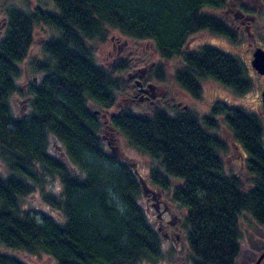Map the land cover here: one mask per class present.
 I'll return each instance as SVG.
<instances>
[{"label":"trees","instance_id":"trees-1","mask_svg":"<svg viewBox=\"0 0 264 264\" xmlns=\"http://www.w3.org/2000/svg\"><path fill=\"white\" fill-rule=\"evenodd\" d=\"M52 1L55 11L6 10L0 39V157L8 173L0 175V244L45 253L55 264L161 260L156 214L146 201L152 192L142 193L134 162L107 152L101 131L109 130L156 161L149 180L137 171L155 191L153 199L169 189V201L183 209L189 264H237L240 215L247 212L264 224V145L258 115L224 104H214L202 123L187 109L174 115L155 110L148 117L127 109L110 112L127 89L118 74L129 68L131 58L119 54L102 63L96 57L116 34L130 45L149 42L163 60L178 57L183 66L175 78L195 98L201 97L203 79L244 92L251 83L237 57L210 44L187 48L190 37L204 30L237 40L233 26L207 11L226 7L228 0ZM37 23L57 34L42 42L43 59L34 63L40 77L28 87L29 112L16 114L11 98L20 91L21 63ZM155 67L161 79L163 66L155 62ZM105 111L110 112L106 123L100 116ZM215 115L222 116L234 142L248 153V188L225 170L219 153L224 143L205 130L214 127ZM52 139L59 143L57 154L51 150ZM170 176L181 182L171 187ZM49 180L58 185L54 191L45 188ZM35 190L60 218L45 212L37 216L21 207L20 199ZM242 258L243 264H253ZM0 264L29 263L0 251Z\"/></svg>","mask_w":264,"mask_h":264},{"label":"rangeland","instance_id":"rangeland-1","mask_svg":"<svg viewBox=\"0 0 264 264\" xmlns=\"http://www.w3.org/2000/svg\"><path fill=\"white\" fill-rule=\"evenodd\" d=\"M231 1H245L247 5L251 7V12L256 15V20L252 22V25H258L260 29L256 33L255 39H253L251 36H247L245 32L239 31L237 40L232 41L224 35L204 30L199 31L190 37L187 48L195 50L204 44H210L237 57L244 67L245 76L251 83L250 88L244 92L234 91L214 80L203 79V81H201V97L195 98L191 96L180 85V83H178V81H176L175 72L183 66V62L178 59V57L163 60L156 53L149 42L143 41L134 45H130L128 43H124L125 40L122 37L116 36V34H112L108 40V43H106L100 51L96 52V57L97 60L101 61L102 63H108L110 61L113 62L114 58L116 59L119 54L126 56V58H131L129 68L121 71L118 74L122 80L126 81L127 89L125 91L132 88L133 79H136L137 77L140 78L137 75L140 74L143 69L145 70L146 68H151L152 62H154V65L152 66L154 69H146L147 74L145 79L150 80L153 83H157V80L159 79L156 77V75L159 72H157L155 69V62H163V72H160V75L163 76L162 78H165V86L168 90L166 97L171 96V99L168 101L169 106L164 108L165 111L173 113L176 109H178V107H181L185 104L191 111H194L197 114L199 121L202 123L203 118H207L211 114V108L214 104H224L228 107H241L245 109V111L258 115L263 127L262 140L264 145V107L261 100L259 99L258 94L259 89L263 88V86H260L258 83L259 78L255 75L256 71L251 66L249 61L250 49L252 51L256 46L264 47V7L263 5H260V0H228L229 3ZM9 7H16L23 11H31L34 8H41L45 11H55L54 2L52 0H0V39L4 35V28L7 19L6 10ZM224 9L225 7L216 10L208 8L207 11L217 13L227 21L225 18ZM56 34V30L46 24L37 23L34 25L33 42L30 46L27 57L21 63L22 73L18 79L20 91L14 93L11 98V104L16 114L24 115L29 112L30 95L28 93V87L31 80H37L40 77V73L34 70V63L43 59L44 55L41 49L42 42L49 39L50 37L56 36ZM247 41H251V46L246 44ZM129 74L134 76L131 78V81H127ZM120 95L116 100V105L111 108L110 112H118L120 110H126L129 108L128 104L120 98ZM173 101L177 102L171 104ZM176 104H178V106ZM131 107L132 111L137 112L138 114H141L142 109H144V107L140 104H134ZM104 119L107 121L108 118L104 117ZM213 121L214 127H205V130L215 134L224 143L225 148L219 153L222 157L225 170H227L232 175H235L244 189L248 188L250 186L251 174L247 167L241 163L239 154L237 153L238 150L243 153V146L239 142H236L238 144V149L235 148L234 144L232 143V141H234L232 132L230 128L224 123L222 116H213ZM203 126L205 125L203 124ZM101 134V138L105 142V138L103 136H106L107 133L105 130H102ZM118 136V151L121 153L117 155L119 159L122 161L128 160L130 162H134L140 174L149 180V171L156 161L148 154L132 146L124 137H122V135ZM50 145L54 154H57L58 151H60L58 141L52 139ZM105 148L107 152L113 154V150H110L108 146ZM7 173L8 170L0 157V175L5 176ZM169 180L171 181V187L178 185L181 182L179 178L171 176L169 177ZM56 187L58 188V185L53 180H49L47 183H45L46 190L54 191ZM153 187L156 190L159 189L157 186L153 185ZM161 194L162 196L160 195L159 197H162L164 200L168 199L169 201V189L162 190ZM20 204L22 208L31 210L37 216L42 212H45L50 213L52 216L57 218L61 217V214L58 210L52 209L42 199V195L38 190H35L22 197L20 199ZM170 204L172 205L175 213H182V215L184 214L183 209L178 204L173 202H170ZM159 208H161V206H159ZM151 214H154V211ZM183 227L185 238V225H183ZM239 228L242 238L240 239L241 254L237 258V264L244 263L242 258L244 256L249 258L251 262H254V258H256L259 252L264 249V224L257 223L249 213L245 212L239 217ZM0 251L14 253L29 264H55L52 257L45 253H40L38 255L32 253H23L21 251L6 248L1 244ZM175 256L180 258L179 261L175 260ZM190 256L191 254L185 241L182 245L176 246L175 249L164 246L160 261H150L144 259L137 264H189L190 261L188 260V257ZM183 261L185 262L182 263ZM260 264H264V260H262Z\"/></svg>","mask_w":264,"mask_h":264},{"label":"flooded vegetation","instance_id":"flooded-vegetation-1","mask_svg":"<svg viewBox=\"0 0 264 264\" xmlns=\"http://www.w3.org/2000/svg\"><path fill=\"white\" fill-rule=\"evenodd\" d=\"M260 3H261L260 5H263V2L261 0H260ZM224 13H225V18L227 19L228 23L231 26H233L237 32L239 31L245 32L247 36H251L253 39H255V35L260 29L258 25H255V26L252 25V22L256 20V15L251 12V7L248 6L245 1H231L230 3L228 2L224 9ZM246 44L251 46L252 43L251 41H247ZM252 51L250 49V53H249L250 64H251V58H252ZM161 64L164 67L163 62H161ZM153 65H154V62H152L151 68H146V69H150V70L154 69V67H152ZM146 69L145 70L143 69L141 73L137 75L140 78L137 77L136 79H133L132 88L127 91H124L120 95V98L124 102H126L129 106L127 110L133 112L131 109L132 108L131 106L134 104H140L144 107V109H142L141 111V114H138L137 112H133V113L137 115L145 116V117H148L155 110H162L169 115H174L178 112H182L185 109L190 110L188 106L184 104L183 106L178 107V109H176L175 112L173 113H170L169 111H165L164 108L166 106H169L168 101L171 99V96L166 97L168 90L166 89V86H165V81H164L165 78H161L157 80L158 81L157 83H153L150 80H146L145 79V76L147 74ZM255 75L258 76L259 78L258 83L260 84V86H263L264 88V75L257 71ZM133 77H134L133 75L129 74L127 81H131V78ZM207 80H211V79H207ZM263 88H260L258 92L260 100H261V91ZM176 102L177 101L175 102L173 101L171 102V104H174ZM176 105L178 106V104ZM263 111H264V108H263ZM101 116L109 118L110 113L105 111L104 113H101ZM103 121L104 123H106V119H103ZM105 132L107 133L106 136H103L105 138V146H108L110 150H114L115 154L117 155L121 154L118 151L119 147H118L117 138L119 137L118 136L119 134L112 135L109 132V130L108 131L105 130ZM114 143L115 145H113ZM232 143L234 144L235 148L238 149V144L234 141H232ZM237 153L239 154L241 163L247 167V159H248L247 151L243 149V153H241L239 150L237 151ZM160 195L162 196V194ZM159 196L157 197V199H153L152 197L146 196V201L149 203L148 208L149 207L154 208L153 210L151 209L150 212L153 213L154 211V214H156L154 215L155 218L154 217L153 218L155 220V223L157 224L158 231L160 232V236H161L160 246L163 252L164 246L170 247L171 249H175L176 246L182 245L186 241V237L184 238L182 213H175L170 202L168 200H164L162 197H159ZM159 206H161V208H159ZM177 256H182V255H177ZM179 259L180 258H177L175 256V260L179 261ZM184 262L185 261H183L182 263Z\"/></svg>","mask_w":264,"mask_h":264},{"label":"water","instance_id":"water-1","mask_svg":"<svg viewBox=\"0 0 264 264\" xmlns=\"http://www.w3.org/2000/svg\"><path fill=\"white\" fill-rule=\"evenodd\" d=\"M251 65L252 67L259 73L264 75V48L261 46H256L252 51V58H251ZM261 100L264 106V88L261 91ZM134 167L136 166L135 163L132 164ZM135 172L138 174V179L141 184L142 193L146 194L148 192H152V197L155 198V191H152L148 185L146 180L138 173L137 168L135 167ZM157 209V207H156ZM264 258V249L259 252L257 257L255 258L253 264H260Z\"/></svg>","mask_w":264,"mask_h":264},{"label":"bare ground","instance_id":"bare-ground-1","mask_svg":"<svg viewBox=\"0 0 264 264\" xmlns=\"http://www.w3.org/2000/svg\"><path fill=\"white\" fill-rule=\"evenodd\" d=\"M187 45H188V43H187Z\"/></svg>","mask_w":264,"mask_h":264}]
</instances>
